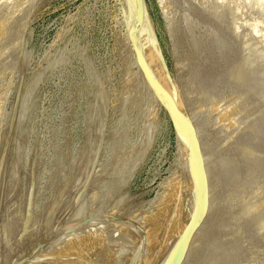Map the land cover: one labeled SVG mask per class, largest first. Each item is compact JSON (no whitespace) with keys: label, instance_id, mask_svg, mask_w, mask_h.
<instances>
[{"label":"rangeland","instance_id":"374dc122","mask_svg":"<svg viewBox=\"0 0 264 264\" xmlns=\"http://www.w3.org/2000/svg\"><path fill=\"white\" fill-rule=\"evenodd\" d=\"M143 2L185 145L124 0H0V264L57 240L67 206L64 230L94 237L63 264H174L202 215L178 264H264V0ZM183 204L155 233L149 215Z\"/></svg>","mask_w":264,"mask_h":264},{"label":"bare ground","instance_id":"6f19581e","mask_svg":"<svg viewBox=\"0 0 264 264\" xmlns=\"http://www.w3.org/2000/svg\"><path fill=\"white\" fill-rule=\"evenodd\" d=\"M125 1V3H126V5H127V7H128V9H129V12H130V14L133 16V14H134V16H135V18H136V20H137V22H138V24L140 25H138L137 23H136V28H137V30H138V34L140 35V38H141V40H142V42H143V39H142V36H141V33H142V35H143V38H144V44H145V46H146V48H145V52H146V57H147V62L149 63V66H150V68L152 69L151 71H154L158 76H159V78L162 80V84H163V86H164V88H165V91L167 92V97L169 96V98H170V101H172V103H171V114H172V116L174 117V118H177V120H178V130H180V132L183 134H181V133H177V135H178V137H179V139L180 140H178V141H182V143L185 145L186 144V141H185V137L187 136V131H186V129H187V127H185L186 126V124H185V121H182V113H181V111H180V109H179V106H178V104H177V102H176V98H175V94H174V92L172 91V89L170 88V84L168 83V80H167V75H166V71H165V67H164V65H163V62H162V60H161V57H160V54H159V51H158V49H157V46H156V42H155V38H154V35H153V32H152V27H151V24H150V21H149V19H148V15H147V11H146V9H145V5H144V2H143V0H124ZM134 16H133V18H134ZM134 18V19H135ZM254 30H256V25H254L253 26V29H252V31L253 32H255ZM144 33V34H143ZM145 39H146V41H145ZM148 43V44H147ZM148 51H147V50ZM250 52H252V55H255V53H256V51L253 49V50H250ZM257 54L258 55H255V57H257L258 59H260V58H263V54H259L258 53V51H257ZM157 75H156V77H157ZM188 143V142H187ZM179 144H180V142H179ZM181 147V146H180ZM183 147V146H182ZM181 147V148H182ZM179 148V147H178ZM185 148V147H184ZM180 149V148H179ZM188 149V148H187ZM86 150H88V149H86ZM86 150L84 151V153H86L85 155H87V152H86ZM89 150L91 151L92 149H90L89 148ZM186 150V149H185ZM184 150V151H185ZM93 151V150H92ZM180 151V150H179ZM189 151V150H188ZM92 153V152H91ZM90 153V154H91ZM82 154V153H81ZM181 154V153H180ZM189 154H190V152H189ZM84 155V156H85ZM90 156V155H89ZM89 156H87V157H89ZM181 156H183L182 154H181ZM186 157L188 156L187 155V152H186V155H185ZM79 158V157H78ZM85 157H83V159H84ZM182 158H184V157H182ZM188 158V157H187ZM79 159H81V156H80V158ZM181 159V158H180ZM85 160V159H84ZM77 161V160H76ZM81 160H79V161H77V162H79V163H81L80 162ZM190 161V160H189ZM188 161V162H189ZM85 161H83V163H84ZM191 162V161H190ZM189 162V163H190ZM78 163V164H79ZM83 163H82V165H83ZM183 163V162H182ZM197 163H199L197 166L199 167V168H197L198 170H197V172L199 171V180H200V182H199V185L201 186V180H202V158L199 156L198 157V161H197ZM91 165H92V163H91ZM90 165V166H91ZM184 165V164H183ZM190 165V164H189ZM71 166V165H70ZM87 166V165H86ZM189 167H191V165L189 166ZM188 167V168H189ZM181 168H182V166H181ZM184 168V167H183ZM182 168V169H183ZM187 168V166H186V169H188ZM190 169H188V171H189ZM192 170V169H191ZM194 170H195V168H194ZM4 171H6V170H4ZM184 171V170H183ZM186 172V171H185ZM190 172V171H189ZM74 173V172H73ZM192 173V172H191ZM2 174V173H1ZM7 174V173H6ZM6 174L4 173L3 174V176L5 177V179H6ZM181 174H182V172H181ZM9 175V174H8ZM79 175H80V173H79ZM83 175V174H82ZM88 175V174H87ZM184 175V174H183ZM189 175V174H188ZM185 176V175H184ZM183 176V177H184ZM192 176V175H191ZM191 176H189L190 178H191ZM197 177H198V174H197ZM196 177V178H197ZM8 178H9V176H8ZM185 178V177H184ZM0 179H2V176H0ZM4 179V178H3ZM2 179V180H3ZM79 179V178H78ZM86 179V178H85ZM192 179V178H191ZM191 179H188L187 181L189 182V180H190V182H191ZM10 180H11V178H10ZM182 180V179H181ZM7 181V180H6ZM169 181H170V179L168 180V184H169ZM184 181H185V179H184ZM184 181H182V182H184ZM198 181V180H197ZM0 182H1V180H0ZM5 182V180L3 181V183ZM11 184H10V186H13V181L11 182V181H9ZM188 183L189 185L191 184V183ZM13 183V184H12ZM173 183H175V182H173ZM185 183V182H184ZM196 183H198V182H196ZM5 184H7V182L5 183ZM4 184V185H5ZM188 184H187V186H188ZM0 185H1V183H0ZM74 185H76V184H74ZM73 185V186H74ZM186 185V184H185ZM8 184H7V187H5V186H3V188L5 189V188H8ZM10 186H9V188H10ZM170 186L172 187L173 185H171L170 184ZM170 186L169 185H167V187H166V192L165 193H167V197H168V192L170 193L171 191H173V188H174V186H173V188H171L172 190L170 191ZM182 186H183V184H182ZM187 186H185L186 188H187ZM197 186V185H196ZM76 187V186H75ZM74 187V188H75ZM177 188H178V186H176ZM175 187V188H176ZM191 187V186H190ZM0 188H1V186H0ZM3 188H2V191H5V190H3ZM64 188V187H63ZM11 189H13V187L12 188H10L9 190H11ZM71 189L72 190H70L71 192H72V194H75V192H76V190L75 189H73V187H71ZM181 189V188H180ZM190 189V188H189ZM7 190V189H6ZM14 190L16 191V189H15V185H14ZM13 190V191H14ZM183 189H181V191H182ZM1 191V192H2ZM12 191V190H11ZM10 191V192H11ZM14 191V192H15ZM75 191V192H74ZM79 191H81L80 189H79ZM186 191V190H185ZM8 193L7 195H9V199H10V197L12 198V196H10V195H12V194H10L8 191H5L4 193ZM74 192V193H73ZM164 192V191H163ZM173 192H176V190H174ZM184 192V191H183ZM12 193V192H11ZM16 193V192H15ZM164 193V194H165ZM185 193V192H184ZM189 193H190V191H189ZM3 194V193H2ZM80 193L79 192H76V195L78 196ZM171 194V193H170ZM169 194V195H170ZM172 194H176V193H172ZM181 194H182V192H181ZM6 195V194H5ZM5 195H2V198H3V196H4V198H5ZM67 195V194H66ZM65 195V196H66ZM76 195H72V196H74V198H75V196ZM166 195V194H165ZM190 195H191V193H190ZM190 195H189V197H190ZM68 196H71V194H68ZM68 196H67V198H66V200H65V202L67 201V199H68ZM71 196V197H72ZM164 196V195H163ZM79 197V196H78ZM166 197V196H165ZM163 198L162 199V204H166V202H167V200H170L169 198L167 199V198ZM172 197V196H171ZM176 197V196H175ZM7 198V197H6ZM6 198H5V200L4 201H6ZM13 198H15L14 197V194H13ZM70 198V197H69ZM184 198V197H183ZM17 199V198H16ZM64 199L65 198H63L62 200L64 201ZM73 199V198H72ZM60 200V199H59ZM58 200V201H59ZM74 200V199H73ZM73 200H72V202H73ZM75 200H76V198H75ZM74 200V201H75ZM203 200H204V195L203 194H201V195H199V198H198V201H197V204H200L201 202H203ZM3 201V200H2ZM1 201V202H2ZM9 201V200H8ZM7 201V202H8ZM61 201V200H60ZM63 201H61L60 203H62ZM69 201H71V199L69 200ZM77 201H78V199H77ZM175 201H176V198H175ZM175 201H174V203H175ZM12 202H13V200H12ZM16 202V201H15ZM65 202H64V205H65ZM71 202V203H72ZM169 202V201H168ZM167 202V203H168ZM173 202V201H172ZM183 202V201H182ZM182 202H180V203H182ZM3 203H6V202H3ZM10 203V202H9ZM74 203V202H73ZM144 203V202H143ZM188 203H189V201H188ZM76 205H77V202L75 203ZM75 204H74V206H75ZM14 204L12 203V206H13ZM72 205V204H71ZM140 205V204H139ZM173 205V204H172ZM171 205V206H172ZM182 205V204H181ZM2 206H4V204L2 205ZM66 206V205H65ZM69 206H70V203H69ZM164 206V205H163ZM183 206H184V204H183ZM185 206H187V205H185ZM184 206V208H182L181 210H182V212H180L181 210H178L175 214H173V215H171V212L169 211V209H166L165 207L163 208V209H161V210H159L160 209V207H159V209H156L154 212H152L153 214H150V215H152V216H150L149 215V218H148V221L149 220H151L152 221V228L153 229H155V233H157V232H159V225L162 223V222H164V223H166L167 224V219L169 220L170 219V224H172L176 219H178V217H179V214H181L182 215V213H184V211H185V207ZM5 207V206H4ZM3 207V208H4ZM167 207H169V205L167 206ZM179 207H181V206H179ZM71 208H73V207H71ZM71 208H68V206L66 207V208H62V211H59L58 212V215H60V213H61V215H60V217H56V218H59L57 221H59V222H57L58 224H60L61 225V227L59 228V231L61 230H63L62 232H60V235H59V237L57 238V240H55L56 238L54 237L53 238V240H55L54 242H51V243H48V245H46L43 249H41L40 251H38V252H34V254H33V257H32V254H30L31 255V257H32V260H31V258H30V256L28 257V258H30V260L31 261H29L30 263L29 264H63V263H60L61 262V260H63L62 258H64V257H68L69 256V254H70V252H75L74 254H77L76 252H77V250L80 248L79 247V245H81V244H79V243H82L83 242V240L85 241V239L86 240H88V237H94V229H88V231H86L85 232V230H84V232H82V230H79V229H70V230H64V227H65V225H68V224H70L72 221H74L75 220V218H77L76 216H77V209H76V206H75V208L74 209H71ZM177 208H178V206H177ZM13 209H14V207H13ZM61 209V208H60ZM5 210V209H4ZM174 210H175V208H174ZM10 211V210H9ZM152 211V210H151ZM171 211H173V210H171ZM175 212V211H174ZM6 213V212H5ZM12 213L14 214V210H12ZM57 213V212H56ZM7 214V213H6ZM11 216H13V215H11ZM7 217V216H6ZM14 217H12V219H13ZM137 219V218H136ZM7 220H8V218H7ZM9 220H11L10 218H9ZM130 220V219H129ZM138 220V219H137ZM80 221V220H79ZM124 221V220H123ZM151 221H150V223H151ZM55 222V221H54ZM57 223H53L54 225L56 224L57 226H58V224ZM78 223H80V222H78ZM139 223V222H138ZM142 223H143V221H142ZM132 224V223H131ZM146 224V223H145ZM149 224V223H148ZM53 225V226H54ZM138 225V224H137ZM89 226H91L90 224H89ZM94 226H95V224H94ZM139 226V225H138ZM148 226V225H147ZM150 226V225H149ZM158 226V227H157ZM70 227V226H69ZM88 227V226H87ZM105 227H107V226H105ZM132 227V226H131ZM141 227V226H140ZM68 228V227H67ZM103 227H101L100 229H102ZM108 228V227H107ZM138 228V227H137ZM147 228V227H146ZM146 228H145V230H146ZM178 227H172V228H167L166 229V231H165V234L163 235V237L164 236H167V235H169V234H171V233H173L176 229H177ZM83 229H85V228H83ZM142 229V228H141ZM55 230V229H54ZM58 230V229H57ZM150 230H151V228H150ZM58 231V232H59ZM97 231L99 232V230H96V233H97ZM122 231H125V229H123ZM152 231V230H151ZM150 231V232H151ZM161 231V230H160ZM54 232V231H53ZM52 232V233H53ZM153 232V231H152ZM151 232V233H152ZM54 233H57V232H54ZM53 233V234H54ZM120 233V232H119ZM123 233V232H122ZM59 234V233H58ZM101 234H102V230H101ZM110 234H112V233H110ZM52 235V234H51ZM120 235V234H119ZM123 235V234H122ZM49 237H50V234H49ZM97 237V236H96ZM101 237V236H100ZM90 238H89V240H90ZM98 238V237H97ZM93 239V238H92ZM99 239V238H98ZM97 239V240H98ZM105 239H107V238H105ZM126 239V238H125ZM124 239V240H125ZM33 240V239H32ZM31 240V241H32ZM36 240V239H35ZM82 240V241H81ZM97 240H93V245H90V243L92 242V240H91V242H89V241H87V243L89 244H85V242L83 243V245L85 244L86 246H91V248H93L92 246H94V242H95V244H96V241ZM100 240V239H99ZM119 240H121V239H119ZM119 240H118V242H119ZM149 240V239H148ZM154 240V239H153ZM153 240H151L150 239V241H153ZM158 240V239H157ZM80 241V242H79ZM127 241V240H126ZM29 242V244L31 243L30 241H28ZM35 242V241H34ZM79 242V243H78ZM97 242H99V241H97ZM105 242V241H104ZM120 242H122V241H120ZM128 242V241H127ZM154 242V241H153ZM153 242H149V247H148V249L151 251V252H153L154 250H155V247L156 246H158V244L161 242V240H160V242L159 241H155L154 243ZM36 243V242H35ZM100 243V242H99ZM103 243V242H102ZM125 243V242H124ZM27 244V243H26ZM29 244H27V246L29 245ZM151 244V245H150ZM20 245V244H19ZM32 245V244H31ZM30 245V246H31ZM85 245H84V247H85ZM34 246H36L35 244H34ZM40 246H41V244H40ZM40 246H38V247H40ZM96 246H97V244H96ZM18 247V246H17ZM29 247V246H28ZM28 247H26V250H27V248ZM81 247H83V246H81ZM101 247V246H100ZM31 248H33V247H31ZM37 248V247H36ZM88 248H90V247H88ZM90 248V249H91ZM21 249H23V248H21ZM82 249H85V248H82ZM17 250H20V249H17ZM34 250V249H33ZM86 250H87V248H86ZM10 251V250H9ZM89 251V250H88ZM14 252V251H13ZM16 252H18V251H16ZM26 252V251H25ZM79 252H81V250L79 251ZM27 253V252H26ZM28 253H30L29 251H28ZM87 253V252H86ZM16 254V253H15ZM22 254V253H21ZM7 255V254H6ZM12 254H10V256H11ZM14 255V254H13ZM81 255V254H80ZM84 255V254H83ZM82 255V256H83ZM15 256H17V255H15ZM75 255H72L71 256V258L72 257H74ZM77 256V255H76ZM75 256V257H76ZM79 256V255H78ZM20 257V256H19ZM18 257V258H19ZM66 257V258H67ZM74 257V258H75ZM81 257V256H80ZM21 258V257H20ZM27 258V259H28ZM61 258V259H60ZM70 258V259H71ZM8 259V258H7ZM12 259H14V257L12 258ZM26 259V260H27ZM159 258H155V257H151L150 258V262H152L153 264H159V260H158ZM2 260H5V259H2ZM11 260V259H10ZM18 260V259H17ZM29 260V259H28ZM73 261H74V259H72ZM71 260V261H72ZM13 261V260H12ZM23 261H24V259H23ZM63 261H65V263H66V260H65V258H64V260ZM62 261V262H63ZM77 261V260H76ZM1 262V261H0ZM11 262V261H10ZM22 262V261H21ZM69 262H70V260H69ZM7 263V262H6ZM14 263H15V261H14ZM18 263H19V261H18ZM68 263V262H67ZM74 263V262H73ZM23 264H24V262H23ZM70 264V263H69ZM72 264V263H71ZM76 264V263H75Z\"/></svg>","mask_w":264,"mask_h":264},{"label":"water","instance_id":"95a60500","mask_svg":"<svg viewBox=\"0 0 264 264\" xmlns=\"http://www.w3.org/2000/svg\"><path fill=\"white\" fill-rule=\"evenodd\" d=\"M163 96V95H162ZM171 103H172V101H171ZM173 104V103H172ZM165 110H166V112H167V114H168V116H169V118H170V121L172 122V124H173V127H174V129H175V132L176 133H181L180 132V130H178V120H177V118H174L172 115H171V113L169 112V110L167 109V108H165L164 106H162ZM182 121H185V123H186V125H187V120H186V118H182ZM186 127V126H185ZM188 129H189V126L187 127V129H186V131H188ZM182 134V133H181ZM183 135V134H182ZM190 139H191V137H190ZM192 139H193V142L194 143H197L195 140H196V138L194 137V135H192ZM201 152V151H200ZM203 217H204V215H202ZM203 217H201V219H200V221L199 222H197V224L196 225H194L191 229H189L188 231H187V233H188V236H187V239H185L186 237H184L183 238V240L179 243V246L181 247L180 248V251H179V253L177 254V256H176V258H175V262H174V264H178V262L180 261V259H181V257H182V254H183V251H184V249H185V246H186V244H187V242H188V240H189V238L191 237V235H192V233L195 231V229L197 228V226L199 225V224H201V222H202V220H203ZM54 238V237H53ZM180 240V239H179ZM186 240V241H185ZM46 245H48V243H43V244H41V246L40 247H37L36 248V250H35V252H38V251H40L41 249H43ZM182 253V254H181ZM180 254H181V257H180V259L178 258V256H180ZM22 263V262H21ZM20 263V264H21Z\"/></svg>","mask_w":264,"mask_h":264}]
</instances>
